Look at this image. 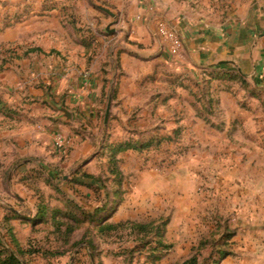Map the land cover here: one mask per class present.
I'll use <instances>...</instances> for the list:
<instances>
[{"label":"rangeland","instance_id":"obj_1","mask_svg":"<svg viewBox=\"0 0 264 264\" xmlns=\"http://www.w3.org/2000/svg\"><path fill=\"white\" fill-rule=\"evenodd\" d=\"M0 1L3 33L12 20ZM192 6L225 22L264 9V0H197ZM2 37L0 139L3 129L21 127L6 113L9 107L32 104L25 93L35 85L25 80L30 69L23 66L43 58ZM210 76L202 85L186 80L202 94L203 129L184 124L169 133L150 125L138 137L146 146L114 155L115 144H105L108 133L99 125L90 148L96 155L86 165L81 162L89 154L76 157L75 141L67 153L51 150L44 161L50 179L31 181L45 193L44 222L33 220L39 194L8 179L26 156L0 146V251H13L23 264H264V61L251 80L238 71ZM215 78L234 83L216 87ZM220 88L234 93L239 114L222 113ZM228 121V129L221 127ZM156 135L160 141L148 144ZM102 222L119 226L102 232ZM67 226L77 227L69 234Z\"/></svg>","mask_w":264,"mask_h":264},{"label":"crops","instance_id":"obj_2","mask_svg":"<svg viewBox=\"0 0 264 264\" xmlns=\"http://www.w3.org/2000/svg\"><path fill=\"white\" fill-rule=\"evenodd\" d=\"M4 1L12 23L0 33L2 40L15 46L25 43L27 51L43 56L23 66L30 69L25 80L30 77L27 81L35 85L30 94L25 93L32 104L9 107L6 113L21 127L3 126L0 139V146L16 148L26 156L8 179L17 178L38 197L44 198L45 193L31 181L50 179L44 161L54 150L56 132L72 135L76 157L89 154L81 162L86 165L96 155H90V148L99 125L102 133L107 130V146L131 144L119 155L146 146L138 137L150 125L153 131L169 133L184 124L203 129L206 124L197 105L202 94L197 95L196 87L187 86L186 80L193 78L202 85L220 71H238L251 80L264 61V9L214 22L195 11L192 3L197 0ZM158 21L180 35L183 54L178 61L157 33ZM211 83L217 87L234 81L215 78ZM215 94L224 115L231 118L240 113L234 93L220 88ZM229 123L221 127L228 129ZM155 137L148 144L160 141Z\"/></svg>","mask_w":264,"mask_h":264},{"label":"trees","instance_id":"obj_3","mask_svg":"<svg viewBox=\"0 0 264 264\" xmlns=\"http://www.w3.org/2000/svg\"><path fill=\"white\" fill-rule=\"evenodd\" d=\"M130 148H132L130 143H119V144L112 146L111 149H112V152L114 155L115 154L118 155L120 152L128 150ZM40 200H41V203L38 205L37 212L35 213L34 219H33V220H35V222H44L45 218L48 216L49 208L44 203V198L42 196L40 197ZM69 203L71 204L72 202L67 199L65 204H69ZM106 207H107V205H106ZM60 208L61 207L52 209V212H53L52 216L53 217H56L57 215L61 214L62 211ZM95 212H98V210H96ZM13 215H14V217H16L18 214L16 211H13ZM68 215H70V213ZM70 216L74 219L73 215H70ZM7 219H9V217H7ZM75 220H76V222L79 221L77 219H75ZM54 221L57 225L56 228H58V226H59L58 224H60V223H58L56 220H54ZM118 226H119V223L118 224L111 223V222L99 223V228H100V231H102V232H106L108 230H113V229L117 228ZM76 227L77 226H67V230L69 231V234H71V232H73V230ZM89 243H91V241H89ZM192 261H195V259H193ZM0 264H23V263L13 251L5 250V251H0Z\"/></svg>","mask_w":264,"mask_h":264},{"label":"built area","instance_id":"obj_4","mask_svg":"<svg viewBox=\"0 0 264 264\" xmlns=\"http://www.w3.org/2000/svg\"><path fill=\"white\" fill-rule=\"evenodd\" d=\"M157 33L164 41L174 61H178L183 54V42L178 32L166 22L158 21ZM85 79H87L86 75ZM73 141L72 135L58 131L53 138V148L59 153H67Z\"/></svg>","mask_w":264,"mask_h":264},{"label":"water","instance_id":"obj_5","mask_svg":"<svg viewBox=\"0 0 264 264\" xmlns=\"http://www.w3.org/2000/svg\"><path fill=\"white\" fill-rule=\"evenodd\" d=\"M111 102H112V94H110L109 100H108V104H107V109H106V113H105V124H107L109 116H110V108H111ZM61 110L70 117L69 113H66V109H64L63 107L61 108Z\"/></svg>","mask_w":264,"mask_h":264}]
</instances>
